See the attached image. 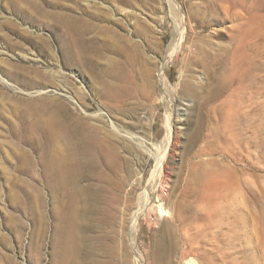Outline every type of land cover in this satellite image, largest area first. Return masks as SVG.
Wrapping results in <instances>:
<instances>
[{
    "label": "rangeland",
    "instance_id": "rangeland-1",
    "mask_svg": "<svg viewBox=\"0 0 264 264\" xmlns=\"http://www.w3.org/2000/svg\"><path fill=\"white\" fill-rule=\"evenodd\" d=\"M176 4L177 15L168 0H0V264H62L64 212L77 264H138L135 253L143 264H264V0ZM172 17L188 35L161 96ZM111 65L127 76L116 98L103 93ZM49 117L65 134L46 135ZM60 156L77 165L67 180L46 167Z\"/></svg>",
    "mask_w": 264,
    "mask_h": 264
},
{
    "label": "bare ground",
    "instance_id": "bare-ground-1",
    "mask_svg": "<svg viewBox=\"0 0 264 264\" xmlns=\"http://www.w3.org/2000/svg\"><path fill=\"white\" fill-rule=\"evenodd\" d=\"M168 2L170 4L172 13L174 12L175 15H177V13L179 12V9L177 7L176 0H168ZM173 19H175L174 29L177 32L178 39L173 49L168 52L166 59L163 61L162 67L157 72V78H158L157 80L163 90L161 91V96L167 92V88H168L167 84H169L168 78L166 77L164 73V67L166 66L167 63L173 60V56L175 53L182 50L184 43L187 40V35H188V29L184 27L185 25L182 22V20L176 19V18H173ZM109 73L111 75V81L106 83V85L103 88V93L105 94V96L109 98H116L119 96V93H118L119 91H124L123 86L125 84V80L127 79V76L125 74V69H123L119 65H111L109 67ZM150 74H151L150 70H147L145 72V76L146 75L150 76ZM143 75L144 74H142V76ZM179 80L180 82H183L184 90H185L188 87V83L184 79V66L180 68ZM171 117H172L171 115H166V118L164 121L165 129H166V136L164 137L162 142L159 144V148L157 147V149H159L157 151V154L152 155L155 164H154V169L152 171L149 182L151 184V187H152L151 191H153V194H155L157 191L155 187L159 183V179L161 178L160 175L164 169V166L166 164V160L168 157V150H169V146H170V142L172 138V129H173V123H172ZM41 125L46 135L51 136V133H54L56 130H59V129L62 131V133L65 134L66 127H61V125L59 124L58 120L55 117H49L45 119L44 121H42ZM92 146L96 150L95 151L96 153L97 151L101 152V154L105 158L104 160H108L109 164L114 163L115 160H114V155H113V148H111L108 144H104L102 142L96 141ZM97 155L99 154L97 153ZM46 165H47L46 166L47 170H49V172L56 173L57 176H59L62 180L69 179L74 174V169H76L75 168L76 164L71 163L64 156H60L52 162H49V163L47 162ZM151 193L152 192H150V194ZM150 199H151V195L144 197V201H143L144 204L141 205L142 207L139 209L138 213H135V218L133 220V223L135 225V228L134 227L133 228L135 230H136L137 222L141 217H143L147 209V204H149ZM159 211H160L159 212L160 214H164V215L166 214V210L162 209L161 206H159ZM74 224H75L74 216L70 212H64L61 216V231H60V235L58 239V247H59L58 253H59L60 262L62 264H77V260L79 257L78 253L81 247V241L79 237L77 236V233L74 232ZM130 244L131 246H134L133 238L131 239ZM187 253L188 251L183 254V257H182L183 261L187 260L188 258ZM135 254H136L135 259L138 262V264H143L142 257L138 253H135ZM184 264H194V262L187 260L184 262Z\"/></svg>",
    "mask_w": 264,
    "mask_h": 264
}]
</instances>
